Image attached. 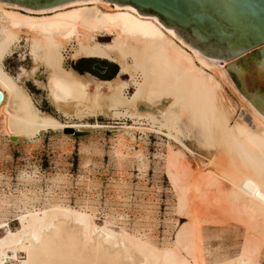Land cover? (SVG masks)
I'll list each match as a JSON object with an SVG mask.
<instances>
[{
  "label": "bare ground",
  "instance_id": "bare-ground-1",
  "mask_svg": "<svg viewBox=\"0 0 264 264\" xmlns=\"http://www.w3.org/2000/svg\"><path fill=\"white\" fill-rule=\"evenodd\" d=\"M22 35L30 42L32 67L21 71L56 110L77 118L85 117V109L95 117L138 116L147 130L164 133L182 148L174 151L169 142L164 164L187 222L170 247L159 248L97 226L82 211L30 206L18 215L20 230L8 229L0 238V264H264V116L237 91L218 60L129 5L74 0L34 10L0 2V114L13 141L47 129L116 128L66 125L39 111L3 70L5 55ZM104 36L110 41L100 42ZM80 58L109 61L118 73L103 81L78 73L70 63ZM222 81L238 94L237 117ZM117 129L121 146L131 128ZM2 219L0 226L6 224ZM202 223L208 225L205 238ZM233 238L238 253L209 262L213 240Z\"/></svg>",
  "mask_w": 264,
  "mask_h": 264
},
{
  "label": "rangeland",
  "instance_id": "rangeland-1",
  "mask_svg": "<svg viewBox=\"0 0 264 264\" xmlns=\"http://www.w3.org/2000/svg\"><path fill=\"white\" fill-rule=\"evenodd\" d=\"M110 39L111 36H104L99 41L108 42ZM19 41L5 55L3 70L26 89L39 111L66 125L98 124L116 128H81L77 129L79 133L71 128L63 131L47 129L13 141L0 114V217L6 223L0 226V238L8 229L13 232L20 230L18 215L24 212V208L43 210L52 205L88 213L97 226H106L116 234L124 231L156 247H170L180 226L187 222L183 211L178 209V199L165 169L164 157L170 140L164 133L147 130L149 126L138 116L95 117L88 109L84 110L85 117L82 118L65 116L50 104L33 79L21 71L29 72L32 61L30 42L23 35ZM241 57L218 62L226 67V63ZM70 65L78 73H88L99 81L112 79L118 73L115 64L96 58H80ZM206 72L211 74L210 70ZM123 79L127 78L124 76ZM221 87L223 95L237 107V117L241 111L237 92L228 83ZM89 89L93 91V85ZM132 90L131 87L129 94L133 93ZM121 127L131 129L123 133L124 141L120 146L117 128ZM170 143L174 151L182 149ZM185 144L194 150L193 155L197 159L199 157L205 162L202 159L205 157L200 156L203 154L188 142ZM183 151L192 161L193 155ZM200 225L205 238L208 225ZM231 241L213 240V251L207 256L209 262L215 257L238 253L239 244L234 243V238ZM22 257L18 255V260Z\"/></svg>",
  "mask_w": 264,
  "mask_h": 264
},
{
  "label": "water",
  "instance_id": "water-1",
  "mask_svg": "<svg viewBox=\"0 0 264 264\" xmlns=\"http://www.w3.org/2000/svg\"><path fill=\"white\" fill-rule=\"evenodd\" d=\"M74 0H0L46 9ZM157 17L186 44L222 61L239 92L264 116V0H105ZM0 92V103L2 101ZM75 133H79L75 131ZM15 140V139H12Z\"/></svg>",
  "mask_w": 264,
  "mask_h": 264
}]
</instances>
